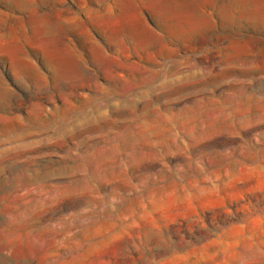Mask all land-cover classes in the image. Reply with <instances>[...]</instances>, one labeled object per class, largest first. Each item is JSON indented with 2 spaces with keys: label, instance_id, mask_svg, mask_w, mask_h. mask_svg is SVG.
<instances>
[{
  "label": "rangeland",
  "instance_id": "rangeland-1",
  "mask_svg": "<svg viewBox=\"0 0 264 264\" xmlns=\"http://www.w3.org/2000/svg\"><path fill=\"white\" fill-rule=\"evenodd\" d=\"M0 264H264V0H0Z\"/></svg>",
  "mask_w": 264,
  "mask_h": 264
}]
</instances>
